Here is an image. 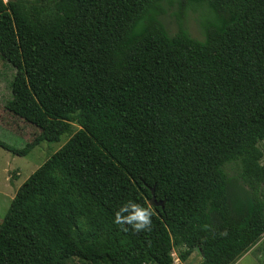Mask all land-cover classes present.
<instances>
[{"label":"trees","instance_id":"16d2710c","mask_svg":"<svg viewBox=\"0 0 264 264\" xmlns=\"http://www.w3.org/2000/svg\"><path fill=\"white\" fill-rule=\"evenodd\" d=\"M0 57L40 119L0 146L69 134L11 199L0 264H233L260 241L264 0H0ZM129 203L147 228L114 222Z\"/></svg>","mask_w":264,"mask_h":264},{"label":"rangeland","instance_id":"374dc122","mask_svg":"<svg viewBox=\"0 0 264 264\" xmlns=\"http://www.w3.org/2000/svg\"><path fill=\"white\" fill-rule=\"evenodd\" d=\"M196 16L197 13L189 12L187 29L193 36L200 38ZM200 18L202 19L203 15H200ZM169 29L173 32L176 26L170 23ZM13 74L14 70L0 57V142L11 148L20 149L38 131L39 128L35 122L40 123V119L36 114L34 105L30 104L28 100L20 97L14 98L10 84ZM13 105L18 110H15ZM18 112L21 116L17 115ZM77 128L78 126L73 125V131ZM68 138L69 134H63L58 142H41L23 156L15 155L0 146V222L3 220L16 190L23 181L45 159L57 151ZM259 146L263 152L264 160V140L259 143ZM172 258L174 264H200L201 261V255L197 249L183 262L177 259L174 250ZM72 263L87 264L78 259H73ZM233 264H264V235L255 247H252Z\"/></svg>","mask_w":264,"mask_h":264},{"label":"clouds","instance_id":"9594fccd","mask_svg":"<svg viewBox=\"0 0 264 264\" xmlns=\"http://www.w3.org/2000/svg\"><path fill=\"white\" fill-rule=\"evenodd\" d=\"M129 209H131V211H129ZM122 213L128 214L122 215ZM114 222L117 224H130L134 230L139 231L150 225V211L129 203L124 205L120 211L116 213Z\"/></svg>","mask_w":264,"mask_h":264},{"label":"water","instance_id":"95a60500","mask_svg":"<svg viewBox=\"0 0 264 264\" xmlns=\"http://www.w3.org/2000/svg\"><path fill=\"white\" fill-rule=\"evenodd\" d=\"M149 205H153V206H161L163 207V201L157 200L155 195H154V188L151 187V197L148 201Z\"/></svg>","mask_w":264,"mask_h":264},{"label":"crops","instance_id":"0c3cea01","mask_svg":"<svg viewBox=\"0 0 264 264\" xmlns=\"http://www.w3.org/2000/svg\"><path fill=\"white\" fill-rule=\"evenodd\" d=\"M255 246H256V245H255ZM255 246H254V247H255Z\"/></svg>","mask_w":264,"mask_h":264}]
</instances>
